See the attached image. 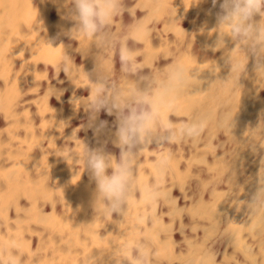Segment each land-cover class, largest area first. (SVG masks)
<instances>
[{"label": "bare ground", "instance_id": "1", "mask_svg": "<svg viewBox=\"0 0 264 264\" xmlns=\"http://www.w3.org/2000/svg\"><path fill=\"white\" fill-rule=\"evenodd\" d=\"M72 2L0 0V264H264V38L231 37L211 0H121L89 39ZM100 82L206 125L173 141L157 125L110 215L84 163L85 146L120 153L115 114L108 135L82 128Z\"/></svg>", "mask_w": 264, "mask_h": 264}, {"label": "clouds", "instance_id": "2", "mask_svg": "<svg viewBox=\"0 0 264 264\" xmlns=\"http://www.w3.org/2000/svg\"><path fill=\"white\" fill-rule=\"evenodd\" d=\"M213 8L219 5L215 18L219 27L228 29V34L240 42L264 38V0H211ZM121 12V0H73L72 13L75 27L86 38L96 37ZM55 41L56 37H52ZM122 70L135 72L133 58L126 49H120ZM259 66L264 67V62ZM63 70L69 69L65 64ZM183 69L177 67L173 79L179 83ZM86 124L96 137L113 132L109 122L100 119L102 112L116 116L115 142L120 153L115 161L103 147L84 149V163L90 179L94 181L98 196L106 202V212L118 213L126 199L127 189L133 176V149L152 135L159 125L167 132L168 140L196 138L205 130L203 122H182L177 129L171 122L163 123L152 97L143 91H135L127 96L107 95V85L95 83L92 95L85 106ZM167 164V160L161 162ZM110 170V171H109Z\"/></svg>", "mask_w": 264, "mask_h": 264}]
</instances>
